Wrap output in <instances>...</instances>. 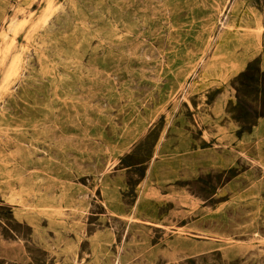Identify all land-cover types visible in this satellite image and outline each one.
<instances>
[{
    "label": "rangeland",
    "instance_id": "obj_1",
    "mask_svg": "<svg viewBox=\"0 0 264 264\" xmlns=\"http://www.w3.org/2000/svg\"><path fill=\"white\" fill-rule=\"evenodd\" d=\"M0 264H264V0H0Z\"/></svg>",
    "mask_w": 264,
    "mask_h": 264
},
{
    "label": "bare ground",
    "instance_id": "obj_2",
    "mask_svg": "<svg viewBox=\"0 0 264 264\" xmlns=\"http://www.w3.org/2000/svg\"><path fill=\"white\" fill-rule=\"evenodd\" d=\"M225 6V5H224Z\"/></svg>",
    "mask_w": 264,
    "mask_h": 264
}]
</instances>
